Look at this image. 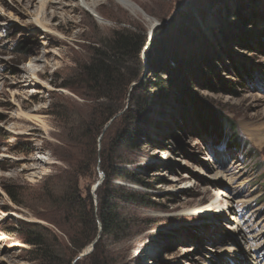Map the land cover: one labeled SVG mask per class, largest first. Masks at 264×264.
Here are the masks:
<instances>
[{"label":"rangeland","instance_id":"374dc122","mask_svg":"<svg viewBox=\"0 0 264 264\" xmlns=\"http://www.w3.org/2000/svg\"><path fill=\"white\" fill-rule=\"evenodd\" d=\"M49 1L44 7L43 0H0V264L35 263L23 222L39 225L33 230L67 253V220H93L79 201L88 195L102 236L103 154L125 161L120 165L134 178L113 182L129 234L103 239L107 264H234V255L242 261L249 246L237 248L232 240L233 220L246 243L264 241V0H133L153 27L118 0ZM90 5L105 23L87 10ZM121 27L140 34L144 45L139 58L121 60L111 98L99 101L85 89L80 70ZM236 64L253 76L243 81ZM35 77L44 85L40 98L31 96ZM184 94L234 121L242 150L213 143ZM116 103L122 108L108 119ZM131 119H139L134 146L124 133ZM74 165L79 191L66 200L76 197L81 205L73 213L62 200ZM217 172L226 174L222 185L211 178ZM229 199L231 211H195ZM263 252L264 245L257 253ZM78 264L89 263L82 258Z\"/></svg>","mask_w":264,"mask_h":264},{"label":"trees","instance_id":"16d2710c","mask_svg":"<svg viewBox=\"0 0 264 264\" xmlns=\"http://www.w3.org/2000/svg\"><path fill=\"white\" fill-rule=\"evenodd\" d=\"M143 45L144 41H142L141 35L129 30V28L121 27L114 30L111 37L101 42L100 46L94 48L89 61L84 64L80 70V74L85 81V84H83L85 89L93 91L96 95L94 98L96 97V99L99 101H106L108 98H111L109 94L111 92H108V90H110L111 85L114 82H118L120 80L122 70V66L120 65L122 63L121 60L126 55L130 54H134L137 56V58H139L138 55L141 53ZM180 61L181 62L178 63V65H183L184 60ZM138 63H140V61H138ZM185 66L188 65L185 64ZM235 67L236 71L239 73V77L243 81H245V78L247 77L246 75L253 76V72L247 67L242 68L238 64H236ZM141 71L142 70L139 72H132V77L128 78L129 80L127 81V86L139 78ZM134 73H137L138 75ZM220 83L226 89H232L230 86L225 85L224 82ZM155 85L157 86L158 84ZM135 89L136 88H134V90ZM143 90L145 93L142 97H140V101L143 102L141 111L145 110V103L147 102L146 87H144ZM184 96L187 100L194 103L198 113V119H200V122L202 123L203 130L205 131L206 135L212 139L213 143L228 145L230 149H235L238 152L242 150V140L239 138L236 132L237 126L234 121L228 118V116L222 111L212 107L196 95L184 94ZM104 104L105 103H100L101 106ZM121 108L122 106L120 103L113 105L112 110L108 113V119L116 115ZM138 120L134 119L129 128L124 131L125 134H129L127 140L130 141V146H134V133L136 132V125L139 122ZM117 154L118 153L114 154V156ZM107 159L108 157L104 156L103 154L101 167L105 173V180L98 189V217L102 223L103 231L101 239L98 241V243H96L93 252L84 257V260L89 264H107L106 254L100 250L102 247L101 243L103 242L104 238H112L114 241H120L129 234V227H125V218L122 217L119 204L116 201L117 190H114L115 186L113 182L116 184V181L120 179L134 178L132 175H129L126 168L120 165L126 163L125 161H122L121 158L113 157L111 158V161H108ZM73 168L74 171L72 175L65 182L67 187L65 191L63 190L64 197L62 204L64 203L69 205V212L74 213L75 207H79L81 205L78 202L83 200L84 204H87V206L90 207L93 220L89 222V224H84L78 216H72L69 220H67L66 225L68 226H66L65 230L63 231L67 236L69 245L67 246L68 252H62L63 254H61L60 251L58 252L55 250V247L50 245L46 234L38 235L33 230V228L38 227L39 225L33 224L31 222H23V224L27 226L24 232V241L26 244L32 247L30 252H36L37 254L36 257L31 259V261H35L34 264H62V260L60 262L62 256L67 258L65 264H72L74 258L80 252H82L97 236L98 230L96 228L91 195H88V198H82L79 201L76 199V197L74 199L69 198L66 200L68 193H78L79 191L78 182L75 183V180L78 178V176H76L77 165H74ZM104 187L107 188L105 191ZM78 197L81 196L79 195ZM78 263L79 261L76 264Z\"/></svg>","mask_w":264,"mask_h":264},{"label":"bare ground","instance_id":"6f19581e","mask_svg":"<svg viewBox=\"0 0 264 264\" xmlns=\"http://www.w3.org/2000/svg\"><path fill=\"white\" fill-rule=\"evenodd\" d=\"M61 1V0H60ZM58 2V4L59 5H66V3L64 4V3H62V2ZM79 1V5H80V2H83V0H78ZM119 2H120V4L124 7V8H126L127 10H129V11H131V12H134L135 14H137V15H139V16H141L147 23H149L150 24V26L151 27H153V25H154V20H153V18L151 17V16H149L147 13H145L144 11H142L140 8H139V6H137L136 4H135V2L133 1V0H118ZM49 2H51V1H49V0H43V2H42V5L45 7H47V6H50V4H49ZM97 3V2H96ZM95 3V4H96ZM94 6V7H93ZM93 6H89L88 7V11L90 12V13H92L94 16H96V18H97V20L100 22V23H105V20L100 16V14H99V12H98V7H97V5L95 6V5H93ZM43 7V8H44ZM73 7V6H72ZM44 13H46V12H44ZM49 15V14H48ZM54 15H55V11H53V13L51 14V16L54 18ZM45 16H46V14H45ZM51 18V17H50ZM39 23H41L42 25H43V23H42V19H41V21L39 20ZM45 28H46V30L48 29V31L50 30V27H47L46 25H43ZM31 70V69H30ZM30 70H29V73H30ZM27 71H28V69H27ZM36 75V74H35ZM33 80H35V81H33L32 83H35V85H33L35 88H33L32 90H31V96L32 97H37L39 94H41L42 95V93H44V85H42V84H40L39 83V81H37V77H35ZM39 98L41 97V96H38ZM20 115H21V113H20ZM25 116H27V115H25ZM28 117V116H27ZM18 125L17 124H15V127H14V129H16V130H19V128L20 127H17ZM12 132H14V130L12 131ZM259 134H262V132H259ZM226 175V174H225ZM225 175H220V173H215L213 176H211V178H214V179H219V181H217V182H215L216 184H220V185H222L223 184V182H222V179H223V177H225ZM220 178H222V179H220ZM225 196H227V194H225ZM230 196H232V195H230ZM227 202V201H226ZM234 203V202H233ZM233 204H232V201L229 199V203L227 204V205H225V206H222V205H220L217 201L215 202V203H213V204H211V205H209V206H207V207H204V208H199V209H197V210H195V211H198V212H209V208L208 207H211L212 209L213 208H216L217 210H219V211H222V210H224L225 212H227V211H231V210H233V206H232ZM222 207H224V208H222ZM235 221V222H234ZM231 225V227H228V229H231V235L234 237L232 240L233 241H235L237 244V248H240L241 246H242V244L244 243V244H247L248 246H249V249L247 250V253H241V255H243V257H244V259L242 260V261H240V260H235V255L233 256V257H231V258H229V260H231V261H233V263L234 264H257V262L259 263L261 260H262V258L264 259V252L262 253V254H259V253H257V251L260 249V248H262V246L264 245V241H262V242H260L261 244H257L256 243V246L255 247H253V245H252V243L251 242H249L248 241V243H246V241H245V239H244V237H246V236H244V235H242V233H243V229H240V228H242V227H240L239 228V226H238V222H236V220H233V222L230 224ZM232 238V237H231ZM236 238V239H235ZM259 238V235H258V237L256 238V239H258ZM255 239V240H256ZM239 244H241V246L239 245ZM233 246V245H232ZM226 249H228L227 247H226ZM241 249V248H240ZM237 250V249H236ZM238 255V254H237ZM229 263V262H228ZM227 263V264H228ZM220 264H224L223 262H221Z\"/></svg>","mask_w":264,"mask_h":264},{"label":"water","instance_id":"95a60500","mask_svg":"<svg viewBox=\"0 0 264 264\" xmlns=\"http://www.w3.org/2000/svg\"><path fill=\"white\" fill-rule=\"evenodd\" d=\"M103 180H104V176H102L101 181L98 182V183L95 185V189H97V188L101 185V183H102ZM100 224H101V225H100V231L102 232L103 227H102V223H101V221H100ZM100 238H101V235H98V236L96 237V239H94V240L91 242V244L89 245V247H88L87 249H85L82 253H80L79 256H77V257L75 258V260L73 261V264H76L80 259H82V258L86 257L87 255H89L90 253H92L93 250L95 249V245H96V243H98V241H99Z\"/></svg>","mask_w":264,"mask_h":264}]
</instances>
